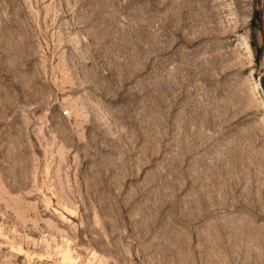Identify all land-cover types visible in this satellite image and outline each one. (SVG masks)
<instances>
[{
	"label": "rangeland",
	"instance_id": "obj_1",
	"mask_svg": "<svg viewBox=\"0 0 264 264\" xmlns=\"http://www.w3.org/2000/svg\"><path fill=\"white\" fill-rule=\"evenodd\" d=\"M263 9L0 0V264H264Z\"/></svg>",
	"mask_w": 264,
	"mask_h": 264
},
{
	"label": "water",
	"instance_id": "obj_2",
	"mask_svg": "<svg viewBox=\"0 0 264 264\" xmlns=\"http://www.w3.org/2000/svg\"><path fill=\"white\" fill-rule=\"evenodd\" d=\"M263 23H264V9H263ZM259 83H260V86H262V84H261V78H260Z\"/></svg>",
	"mask_w": 264,
	"mask_h": 264
},
{
	"label": "bare ground",
	"instance_id": "obj_3",
	"mask_svg": "<svg viewBox=\"0 0 264 264\" xmlns=\"http://www.w3.org/2000/svg\"><path fill=\"white\" fill-rule=\"evenodd\" d=\"M262 97V96H261Z\"/></svg>",
	"mask_w": 264,
	"mask_h": 264
}]
</instances>
